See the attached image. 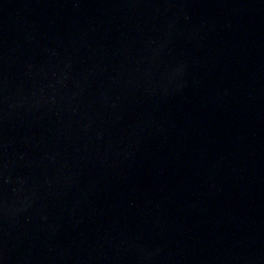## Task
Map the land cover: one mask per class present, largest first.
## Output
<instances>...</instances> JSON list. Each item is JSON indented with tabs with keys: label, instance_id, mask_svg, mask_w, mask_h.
<instances>
[{
	"label": "water",
	"instance_id": "water-1",
	"mask_svg": "<svg viewBox=\"0 0 264 264\" xmlns=\"http://www.w3.org/2000/svg\"><path fill=\"white\" fill-rule=\"evenodd\" d=\"M0 264H264V0H0Z\"/></svg>",
	"mask_w": 264,
	"mask_h": 264
}]
</instances>
